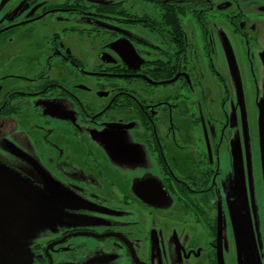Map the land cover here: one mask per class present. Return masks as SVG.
I'll use <instances>...</instances> for the list:
<instances>
[{
    "label": "flooded vegetation",
    "instance_id": "flooded-vegetation-1",
    "mask_svg": "<svg viewBox=\"0 0 264 264\" xmlns=\"http://www.w3.org/2000/svg\"><path fill=\"white\" fill-rule=\"evenodd\" d=\"M263 107L264 0H0V180L46 202L0 231V253L264 264ZM230 145L245 155L236 203L216 181Z\"/></svg>",
    "mask_w": 264,
    "mask_h": 264
},
{
    "label": "rangeland",
    "instance_id": "rangeland-1",
    "mask_svg": "<svg viewBox=\"0 0 264 264\" xmlns=\"http://www.w3.org/2000/svg\"><path fill=\"white\" fill-rule=\"evenodd\" d=\"M260 115L258 116L259 120L264 122V107L261 109ZM264 128V126H263ZM264 142V141H263ZM260 144V143H259ZM261 147L264 146V144L260 145ZM260 150V147H259ZM235 153V149L232 147V145L228 146L226 149L225 155L223 157H219V175L216 178L217 185H221L225 190L223 191L224 194L227 196V199L231 198V201L233 202H241V200L246 199V191H244L243 186L245 184V176H244V156H231V153ZM229 154V156H228ZM263 154H259V157H263ZM250 158H252V163L254 158V154L250 155ZM264 166V159H262L261 167ZM264 171V168H263ZM255 172V171H254ZM260 173L261 171H257ZM262 173V172H261ZM255 186V190L257 191L258 186ZM243 189V191H242ZM256 193V192H255ZM42 195L41 197H43ZM39 197H34L33 200L36 202L38 201ZM44 204L46 202H43ZM253 209V208H252ZM256 212L257 216V225L253 226L257 229V232H260L263 237L258 236L259 240H262L264 238V199L258 200L255 198V206L253 209ZM250 227V225H249ZM225 238V237H224ZM226 241V238H225ZM9 247L5 252L8 253V255H5V252L0 253V264H26L27 258H29V255H26L28 252V249L25 250L23 244L16 243L14 253H12V249L10 248V245H7ZM257 253V250L255 251V255ZM28 256V257H27ZM264 256V255H263ZM236 257V256H235ZM257 259V256H256ZM237 261V257H236Z\"/></svg>",
    "mask_w": 264,
    "mask_h": 264
},
{
    "label": "water",
    "instance_id": "water-1",
    "mask_svg": "<svg viewBox=\"0 0 264 264\" xmlns=\"http://www.w3.org/2000/svg\"><path fill=\"white\" fill-rule=\"evenodd\" d=\"M162 1L168 2L169 0ZM8 180L12 187L8 186L4 180H0V194L5 193L12 197L11 200L14 202L13 212H15V214L13 220H7L9 225L4 222L5 225L8 226L6 228L5 225H3V228L1 226L0 231L7 234L18 235V222L22 223L21 221L23 220H26V222L29 220V222H32V225H34L37 220L42 219L44 212L42 204L44 201L41 199L42 195L37 189H34L35 187L30 182L20 179L18 176H13ZM20 182H22L24 186H21ZM36 196L39 198L38 201L35 202L33 198ZM22 199L24 200L26 207L22 206Z\"/></svg>",
    "mask_w": 264,
    "mask_h": 264
}]
</instances>
